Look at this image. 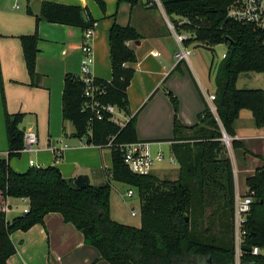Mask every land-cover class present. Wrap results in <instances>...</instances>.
<instances>
[{"label":"trees","instance_id":"1","mask_svg":"<svg viewBox=\"0 0 264 264\" xmlns=\"http://www.w3.org/2000/svg\"><path fill=\"white\" fill-rule=\"evenodd\" d=\"M95 1L106 10L104 0ZM140 1L119 0L132 6ZM161 2L167 15L179 17L173 23L178 32L187 33L186 45L211 50L217 44L227 45L215 77V112L206 105L198 113V122L186 126L178 116V98L167 91L174 105L173 137L160 141H173L171 148L179 163L178 177L161 179L152 171L133 172L125 163L120 146L139 141L137 115L123 125L112 120L106 111L98 118L95 110L85 108L84 82L73 73H67L64 79L63 119L74 124L75 137L111 149L108 180L79 188L56 165L32 166L25 172H17L10 160L21 154L25 144V130L21 128L25 113L8 111L0 67L9 141L8 156L0 158V192L4 197L29 199L28 210L11 220L0 209V264H9V258L16 252L11 234L43 224L51 212L61 213L66 222L74 224L84 234L85 242L96 247L100 258L111 264H235L236 181L223 138L226 133L232 138L234 148L249 153L245 143L235 138V124L242 109L252 112L257 127H264V89L237 86L243 72L264 73V28L229 15L231 7L239 5L241 0ZM27 11L32 13L30 7ZM40 19L79 26L84 31L94 28L97 22L88 7L50 0L42 2L37 20ZM20 38L28 73L35 81L39 36L34 33ZM140 38L131 24L123 26L114 22L109 33L112 78H95L102 88L98 101L114 104L126 114H130L127 89L135 75V68L128 63L137 60L127 42ZM112 180L138 189L140 226L112 217ZM247 185L245 195L252 197V203L242 223V247L250 249H243L240 263L264 264V163L247 178ZM254 247H259V253H253Z\"/></svg>","mask_w":264,"mask_h":264},{"label":"crops","instance_id":"2","mask_svg":"<svg viewBox=\"0 0 264 264\" xmlns=\"http://www.w3.org/2000/svg\"><path fill=\"white\" fill-rule=\"evenodd\" d=\"M14 1L0 0V67L6 105L11 113H25L21 128L25 133L35 131L38 142L32 150L22 149L19 156L12 157L11 166L22 173L32 166L56 165L67 179L74 181L78 175L87 174L92 185H100L109 177L111 149L88 144L85 138L75 137L74 124L64 120L62 113L65 75L73 73L81 76L86 31L75 25L37 20L44 0H22L23 5ZM50 1L88 7L97 20L90 41L94 51L91 73L95 78H112L109 33L114 22L123 26L131 24L138 30L141 38L127 42L137 57L134 63H128L135 68V75L127 89L130 114L124 112V119L115 122L123 125L131 116L137 115L138 139L150 142L152 154H162L152 173L161 179H170L167 174L177 172L171 178L176 179L179 163L172 153L173 141H160L173 137L174 105L167 91L179 100L181 122L186 126L195 125L198 113L206 105L211 109L214 105V100L209 98L211 94H216L217 89L214 62L207 71L195 56L180 62L175 60L180 44L169 21L179 17L167 15L161 0H141L134 6L119 0H104L105 11L95 0ZM28 7L32 13L27 11ZM34 33L39 36L38 77L35 81L28 73L20 38L21 35ZM248 111L242 109L240 112L235 124V138L245 143L249 153L243 148L228 147L234 167L236 195L239 196L248 191L247 178L264 163V128L255 125L253 114ZM165 150L171 151L173 157L163 164ZM8 151L0 85V158H6ZM115 183L123 182L112 180V187ZM110 200L113 217L112 196ZM28 207V198L4 197L0 192V209L6 212L9 220ZM140 208L141 204L139 215ZM132 211L136 214H131L136 216L138 212ZM11 238L16 252L9 258V264H111L101 259L99 250L87 244L84 234L74 224L66 222L59 212L47 214L43 224H35L26 231L15 230Z\"/></svg>","mask_w":264,"mask_h":264},{"label":"built area","instance_id":"3","mask_svg":"<svg viewBox=\"0 0 264 264\" xmlns=\"http://www.w3.org/2000/svg\"><path fill=\"white\" fill-rule=\"evenodd\" d=\"M229 15L239 20L251 22L257 27L264 28V0H241L239 5L231 7ZM169 26L175 33L177 41L180 44V48L175 53V60L177 62L189 60L191 49L184 42L187 38V33L178 32L174 23L171 21H169ZM92 38L93 28H89L85 32V42L82 45L83 58L81 66V78L85 85V96L87 97L84 106L85 108H90L93 111L95 110L98 118L100 119L104 115L103 112L106 111L111 114L112 120L117 121L119 118L116 114L117 109L119 108L114 104H101L100 101H98V95L101 94L102 88L101 85L95 81V77L91 73L94 63V51L90 43ZM209 98L213 101L215 99V95L211 94ZM212 110L214 112L216 111L215 105L212 106ZM223 139L227 144H229L232 138L225 133ZM24 140L25 144L22 149L32 150V146L38 142L36 132L29 131L25 133ZM120 148L123 152L125 163L133 172L138 174L150 173L153 170L155 163L162 159L161 153L156 155L152 154L150 142L147 140H139L133 143L122 144ZM31 163H33V160H31ZM127 194L129 196L132 195L133 190L129 189ZM251 203L252 197L246 195H236L234 217L236 230L235 264H241L240 257L243 251L242 223L246 219V216L251 209ZM27 210L28 208L25 209V211ZM132 214L135 215L136 212L132 211ZM259 251V247L253 248V253H259Z\"/></svg>","mask_w":264,"mask_h":264},{"label":"rangeland","instance_id":"4","mask_svg":"<svg viewBox=\"0 0 264 264\" xmlns=\"http://www.w3.org/2000/svg\"><path fill=\"white\" fill-rule=\"evenodd\" d=\"M14 2L19 3V5H23L22 0H15ZM190 46L192 51V55L190 57H196L198 63L207 71L210 69L212 61L213 63V71L218 68V64L221 61L223 54L227 51L226 44H217L211 49H202V46ZM82 66V64H81ZM217 72V70H216ZM261 74V75H259ZM239 88H262L264 89V73L259 72H243L240 74L239 82L237 84ZM250 112V111H248ZM117 117L123 120L124 111L117 109ZM70 124V122H69ZM264 128V127H263ZM232 140V139H231ZM230 143L227 144L228 147L231 146ZM164 159L161 163L166 164L170 162L172 156L171 151H164ZM177 172L167 174V177L174 178ZM170 178V179H171ZM132 189L133 194L128 195V190ZM112 214L113 218L117 221H120L125 224L138 226L140 225V215H139V206H140V196L137 188L124 184V183H115L112 187ZM136 210L138 213L136 216L131 214L132 210Z\"/></svg>","mask_w":264,"mask_h":264},{"label":"water","instance_id":"5","mask_svg":"<svg viewBox=\"0 0 264 264\" xmlns=\"http://www.w3.org/2000/svg\"><path fill=\"white\" fill-rule=\"evenodd\" d=\"M74 184L79 188H85V187L91 185L89 175H87V174L78 175L77 178L74 180ZM242 248L248 249V250L250 249V247H248V246H244Z\"/></svg>","mask_w":264,"mask_h":264}]
</instances>
